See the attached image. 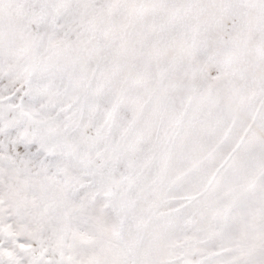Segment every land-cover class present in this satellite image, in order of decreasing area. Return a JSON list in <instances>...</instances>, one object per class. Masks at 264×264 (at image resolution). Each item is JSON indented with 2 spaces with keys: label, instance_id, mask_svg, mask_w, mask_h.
I'll use <instances>...</instances> for the list:
<instances>
[{
  "label": "snow or ice",
  "instance_id": "snow-or-ice-1",
  "mask_svg": "<svg viewBox=\"0 0 264 264\" xmlns=\"http://www.w3.org/2000/svg\"><path fill=\"white\" fill-rule=\"evenodd\" d=\"M0 264H264V0H0Z\"/></svg>",
  "mask_w": 264,
  "mask_h": 264
}]
</instances>
